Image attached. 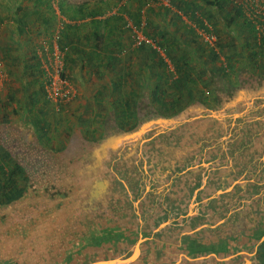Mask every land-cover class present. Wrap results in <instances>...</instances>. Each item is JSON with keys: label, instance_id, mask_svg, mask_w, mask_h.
Returning <instances> with one entry per match:
<instances>
[{"label": "crops", "instance_id": "obj_1", "mask_svg": "<svg viewBox=\"0 0 264 264\" xmlns=\"http://www.w3.org/2000/svg\"><path fill=\"white\" fill-rule=\"evenodd\" d=\"M238 1L0 0V131L49 153H0L8 173L23 167V194L0 204V264H263L264 49L241 18L228 25ZM126 16L198 72L177 113L156 110L161 69L133 46ZM206 22L222 44L216 62ZM58 34L76 87L60 109L36 57ZM130 92L139 105L122 126L109 102ZM41 112L44 132L32 123Z\"/></svg>", "mask_w": 264, "mask_h": 264}, {"label": "trees", "instance_id": "obj_2", "mask_svg": "<svg viewBox=\"0 0 264 264\" xmlns=\"http://www.w3.org/2000/svg\"><path fill=\"white\" fill-rule=\"evenodd\" d=\"M138 1L142 2L143 0H138ZM203 1L207 3L208 5L217 6L218 8H222L224 4L223 2L224 0H203ZM231 7H232V10L235 11V18H232L233 16L229 15L231 17H229L230 19L227 20L228 25L230 23L233 24L236 19L241 18L244 26L251 31L253 41H254L253 42L254 47H258L257 50L264 49V36H261V37L258 36V34L256 33V31L254 30L252 26V22L245 17L241 6H239V4L236 3V4H233ZM134 21L138 26L141 25L140 18H135ZM201 25L203 26V23H201ZM211 29L212 31H214L213 28ZM144 30L147 35L151 34L150 31L146 30V28ZM205 30L209 31L210 28L206 25ZM215 34L218 35L217 30ZM218 39H219V36H218ZM216 44H217V47L220 48V53L216 52L215 50H209V53H208V56H209L208 58L213 62H216L218 57L221 55V53H223L221 42L218 41ZM248 44H251V43H248ZM161 45L162 47H164L162 43ZM136 48L141 49V50L144 48H148L152 59L154 60L155 63L158 64V66L161 69L157 72V76H159L158 78L160 81H159V85H157V87L154 89V95L152 98V102L155 104L156 110L158 112H163L165 114L177 113L184 107L183 105L184 96L189 97V98H192L194 96V90H196L198 86H197V80L196 79L194 80L192 77H193V74L198 73V72L194 70V68L190 67V64H191L190 62H186V60L179 62L176 59H174L170 53L166 52L165 47H164L165 56H162L152 46L142 45ZM257 50L255 49L251 51L250 56L255 57L258 54ZM110 59L114 62L113 57H110ZM167 60H169L173 64L175 68L174 69L175 73H171L169 71ZM37 62L40 67L39 60H37ZM65 63H66V57H65ZM39 70L41 71L42 75H44L43 70L42 69H39ZM217 70H210V71L217 72ZM223 72H225V70H223ZM200 73L203 74V70H200ZM124 81L126 82L125 78H118V80L113 81L114 85L112 86L111 92L113 94L120 93L121 89H124L123 87ZM169 89H172L174 91L173 96L169 95V92H170ZM44 95H45V91H44ZM45 98L47 99L46 95H45ZM47 101L49 100L47 99ZM109 103L112 106V109L115 111L116 115L118 116L119 123L122 126L132 123L131 117L132 118L134 117L136 110L138 108V105H139V101L134 99L133 93L130 92L127 94L126 97L124 98L122 97V99L111 100ZM1 106H7V105L5 103H0V107ZM32 120H33L32 123L35 129H38L44 132L43 126L45 125L46 119H45L43 112L39 114H35L32 117ZM3 122H9V120L7 119V117L0 116V123H3ZM43 136H45V134H43ZM43 136L42 134H40V137L42 139H44L45 141H50L48 138H44ZM2 157L4 158L12 157L13 158V155L9 150H7L3 154ZM19 172L21 173L23 172V167L20 164H17L15 167V170L10 173L6 171L4 164H0V204L11 202L23 194V188H19L17 181H16L17 180L16 175ZM263 264H264V260H263Z\"/></svg>", "mask_w": 264, "mask_h": 264}, {"label": "built area", "instance_id": "obj_3", "mask_svg": "<svg viewBox=\"0 0 264 264\" xmlns=\"http://www.w3.org/2000/svg\"><path fill=\"white\" fill-rule=\"evenodd\" d=\"M237 3L241 6L245 17L252 22V26L258 36H264V0H239ZM65 23V21L60 23L61 29L65 26ZM145 23V20L142 18L141 25L138 26L133 18L126 16L125 27L132 34L133 46H152L162 56H165V49L160 45L159 41L145 33ZM206 25L210 30L204 32L205 40L207 43L213 45L217 42V36L212 31V27L208 22H206ZM59 38L58 34L53 39L42 40L36 49V56L44 72L45 95L50 102L60 109L71 104L75 97L76 87L66 73L65 57L69 48L66 45L63 46ZM167 62L169 71L175 73L173 64L169 60ZM1 65L2 61L0 59V67Z\"/></svg>", "mask_w": 264, "mask_h": 264}, {"label": "rangeland", "instance_id": "obj_4", "mask_svg": "<svg viewBox=\"0 0 264 264\" xmlns=\"http://www.w3.org/2000/svg\"><path fill=\"white\" fill-rule=\"evenodd\" d=\"M15 121H18V119L16 118L14 120V122ZM15 124H17V123H15ZM6 128L1 129V131H0L3 134V135L0 134L1 135V141H2L0 143V153L1 152L5 153V149L9 150L12 153L13 157L18 159V161H22L25 158L29 159L28 156H30L32 158L33 157H38V156H43L41 158L48 157V156H46V155H49L48 151H43V150L39 151V150H36V149H28V145L20 143V142L16 143V145H14V146L11 145L12 142L14 144V141H16V139L14 138L16 136H14V134L12 135L10 132H6V130H7ZM18 140L19 139L17 138V141ZM20 141H21V139H20ZM29 148H30V146H29ZM120 167H121V165H119L118 170H121ZM130 171H132V170H130ZM129 174H130V176H133V177L135 175L134 172H131V173L129 172ZM114 183L116 184V182H114ZM112 188H115V186H113ZM97 241H100V240H96V242Z\"/></svg>", "mask_w": 264, "mask_h": 264}, {"label": "water", "instance_id": "obj_5", "mask_svg": "<svg viewBox=\"0 0 264 264\" xmlns=\"http://www.w3.org/2000/svg\"><path fill=\"white\" fill-rule=\"evenodd\" d=\"M126 135H128V134H126ZM105 142H107V141H105ZM105 142H103V144H105Z\"/></svg>", "mask_w": 264, "mask_h": 264}, {"label": "flooded vegetation", "instance_id": "obj_6", "mask_svg": "<svg viewBox=\"0 0 264 264\" xmlns=\"http://www.w3.org/2000/svg\"><path fill=\"white\" fill-rule=\"evenodd\" d=\"M11 145H13V146H14V144H13V143H11Z\"/></svg>", "mask_w": 264, "mask_h": 264}]
</instances>
